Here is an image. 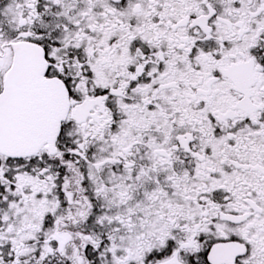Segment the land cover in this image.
I'll list each match as a JSON object with an SVG mask.
<instances>
[{"label": "snow or ice", "instance_id": "6c2138e0", "mask_svg": "<svg viewBox=\"0 0 264 264\" xmlns=\"http://www.w3.org/2000/svg\"><path fill=\"white\" fill-rule=\"evenodd\" d=\"M0 264H264V0H0Z\"/></svg>", "mask_w": 264, "mask_h": 264}]
</instances>
